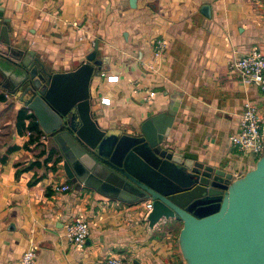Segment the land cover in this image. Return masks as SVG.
Listing matches in <instances>:
<instances>
[{
    "label": "crops",
    "instance_id": "crops-1",
    "mask_svg": "<svg viewBox=\"0 0 264 264\" xmlns=\"http://www.w3.org/2000/svg\"><path fill=\"white\" fill-rule=\"evenodd\" d=\"M0 14V27L4 19L10 27V48L0 45V264L18 261L32 243L36 264H101L111 254L127 264H187L179 246L182 222L150 228L146 202L112 199L79 184L40 124L42 134L29 129V120L19 126L26 108L17 65L34 51L48 69L71 71L97 46L104 77L93 84V103L102 129L139 131L178 102L164 146L235 180L256 164L230 136L247 102L264 109V93L229 64L254 46L264 52V0H136V8L130 0H0ZM159 40L167 48L154 62ZM111 76L118 82L109 83ZM62 186L70 189L56 190ZM79 216L91 226L84 249L64 237Z\"/></svg>",
    "mask_w": 264,
    "mask_h": 264
},
{
    "label": "water",
    "instance_id": "water-1",
    "mask_svg": "<svg viewBox=\"0 0 264 264\" xmlns=\"http://www.w3.org/2000/svg\"><path fill=\"white\" fill-rule=\"evenodd\" d=\"M130 6L136 8V0ZM203 13L210 16L208 6ZM9 32V19H4L0 45L8 48ZM97 55L95 46L83 64L66 72L48 69L34 51L17 65L20 101L54 139L76 182L112 199L151 201L150 228L162 220L182 222L179 246L187 264H264V155L233 180L165 147L178 102L139 131L108 133L94 111L98 86L93 84H99L104 66Z\"/></svg>",
    "mask_w": 264,
    "mask_h": 264
},
{
    "label": "built area",
    "instance_id": "built-area-1",
    "mask_svg": "<svg viewBox=\"0 0 264 264\" xmlns=\"http://www.w3.org/2000/svg\"><path fill=\"white\" fill-rule=\"evenodd\" d=\"M167 48V41L159 40L156 43L154 52V62L164 54ZM154 63L148 66L154 68ZM230 70L239 74L246 83L259 87L264 93V52L254 46L247 54L241 58L231 61ZM102 78L104 74L101 75ZM109 83L118 82L117 76L108 78ZM155 94L151 93V97ZM102 104L109 106L110 99H102ZM231 144L241 153L251 157L254 165L264 155V109L255 102H247L240 115L238 130L230 136ZM69 186L56 187L57 191L67 192ZM144 219L148 217L153 206L151 201L144 205ZM91 236V226L84 216L75 218L67 224L64 230V237L67 242L78 249H84ZM38 246L32 243L24 252L22 257L12 264H36ZM101 264H127L125 260L115 254H111L101 261Z\"/></svg>",
    "mask_w": 264,
    "mask_h": 264
},
{
    "label": "trees",
    "instance_id": "trees-1",
    "mask_svg": "<svg viewBox=\"0 0 264 264\" xmlns=\"http://www.w3.org/2000/svg\"><path fill=\"white\" fill-rule=\"evenodd\" d=\"M25 120H29L30 121L29 129L32 132H36V133L42 134L38 119L36 118V116L32 112L29 113L28 109H23V110H21L19 112V116H18V124H19V126H20V124L22 125ZM53 153H51V155H53Z\"/></svg>",
    "mask_w": 264,
    "mask_h": 264
},
{
    "label": "rangeland",
    "instance_id": "rangeland-1",
    "mask_svg": "<svg viewBox=\"0 0 264 264\" xmlns=\"http://www.w3.org/2000/svg\"><path fill=\"white\" fill-rule=\"evenodd\" d=\"M44 131V130H43Z\"/></svg>",
    "mask_w": 264,
    "mask_h": 264
}]
</instances>
